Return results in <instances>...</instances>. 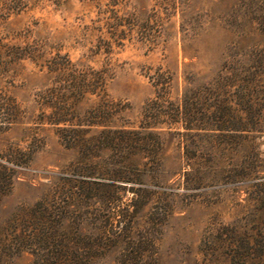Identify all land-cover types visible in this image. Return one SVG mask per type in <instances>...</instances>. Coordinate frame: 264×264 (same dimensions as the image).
<instances>
[{"label":"rangeland","instance_id":"obj_1","mask_svg":"<svg viewBox=\"0 0 264 264\" xmlns=\"http://www.w3.org/2000/svg\"><path fill=\"white\" fill-rule=\"evenodd\" d=\"M115 13L127 18V26L136 22L122 43L112 39L107 26ZM0 42L29 45L38 55L0 66V92L13 96L22 109L19 122L0 129V152L9 145L34 152L0 201V264H35L31 209L43 197L53 203L56 190L68 192L73 183L86 185L78 194L88 195L75 200L62 195V205H75L55 208L64 215L52 219L55 223L91 230L123 226L120 212L132 196L129 186L140 185L148 197L135 213L133 231L153 233L152 264L226 262L223 227L261 206L252 197L264 189V120L262 127L243 134L193 129L187 154L177 133L185 130L181 124L156 127L163 141L160 172L142 168L139 176L132 170L134 180H127L114 177L121 173L114 171L118 166L109 150L86 158L65 146L55 126L39 122L36 98L51 83L41 64L60 53L79 67L105 72L104 94L116 110L114 124L139 125L146 104L161 88L154 84L158 72L172 78L170 100L181 102L187 91L210 102L213 95L206 92L220 89L233 112L248 115L250 109L237 104L239 87L218 88L215 78L221 71L248 68L253 54L264 48V0H0ZM98 101L87 95L78 111ZM77 167L84 175L75 173ZM109 194L115 203L103 204ZM121 252L122 246L113 247L93 264H119Z\"/></svg>","mask_w":264,"mask_h":264},{"label":"trees","instance_id":"obj_2","mask_svg":"<svg viewBox=\"0 0 264 264\" xmlns=\"http://www.w3.org/2000/svg\"><path fill=\"white\" fill-rule=\"evenodd\" d=\"M126 21L124 15L115 13L113 21L107 22L112 39L118 43H122L128 33L131 35L135 31L136 22L129 20L127 26ZM26 57L35 59L38 55L29 45L15 46L0 42L2 69ZM41 66L46 67L51 83L36 98L41 110L39 122L55 126L65 146L78 149L86 158L109 150L114 164L118 166L114 171L121 173L114 177L134 180L132 170L140 176L142 168L149 167L160 172L163 162L162 131L155 128L161 125L172 127L181 124L184 127V131L177 133L182 137L179 142L183 143L187 154L193 129H234L243 134L262 127L264 120V48L253 54L248 68L221 71L215 78L218 88L230 85L239 87L237 104L240 109L248 107V115L233 112V103L230 98L221 96L220 89L206 92L207 95H213L208 98L210 102H201L199 92L196 96L187 91L181 102L170 100L168 94L172 78L165 72H158L154 84L161 88L157 90L155 98L146 104L137 126L114 124L116 110L104 94L106 77L103 70L79 67L68 56L60 53L46 59ZM87 95H96L99 101L95 106L80 112L78 103ZM21 115L22 109L16 99L0 92V129L19 122ZM33 153L29 147L25 149L18 145H9L0 152V201L20 178L21 168L29 166ZM201 167L203 165L198 169L200 174ZM77 168L75 173L84 175V168ZM185 174L191 173L188 170ZM79 188L88 189L84 184L77 186L74 183L68 187V192L59 187L53 203L50 198L43 197L32 207L28 227L31 228L36 247L35 264H93L94 258L101 257L107 250L117 246H122L119 264H152L157 251L153 233L144 231L136 236L133 231L135 213L147 203L148 196L144 188L135 184L129 186L132 196L127 209L120 212L125 219L123 226H104L91 230L80 224L71 228L62 226L60 222L55 223L52 219L58 217L61 220L64 217L61 215L62 210L55 208L69 209L75 205L70 201L62 205V195L66 193L70 200L76 197L84 199L88 195L78 194ZM96 196L94 194L92 197ZM252 199L261 206L251 210L243 221L223 227L221 238L225 247L221 254L227 260L215 264H264V189L257 191L256 197ZM102 202L114 204L115 196L109 194Z\"/></svg>","mask_w":264,"mask_h":264}]
</instances>
